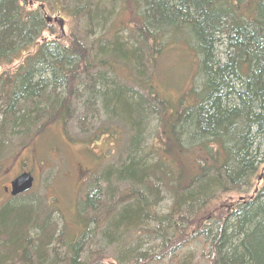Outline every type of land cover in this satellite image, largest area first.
<instances>
[{
	"label": "trees",
	"instance_id": "1",
	"mask_svg": "<svg viewBox=\"0 0 264 264\" xmlns=\"http://www.w3.org/2000/svg\"><path fill=\"white\" fill-rule=\"evenodd\" d=\"M69 1L0 0V160L13 139L27 144L55 124L66 134L75 106L95 113L99 103L127 138L123 159L93 176L77 204L87 221L65 262L103 264L78 255L104 219L117 246L121 234L158 237L140 264H197L182 253L195 244L208 264H264V0ZM69 3L76 25L62 43L53 20ZM122 11L130 21L120 26ZM170 58L191 75L176 99L152 85ZM150 118L160 146H145ZM243 188L252 196L234 202ZM160 194L165 215L153 207ZM42 204L0 207V264L58 263L47 260L63 233L41 219Z\"/></svg>",
	"mask_w": 264,
	"mask_h": 264
},
{
	"label": "rangeland",
	"instance_id": "2",
	"mask_svg": "<svg viewBox=\"0 0 264 264\" xmlns=\"http://www.w3.org/2000/svg\"><path fill=\"white\" fill-rule=\"evenodd\" d=\"M24 2L27 4L30 0H24ZM69 2L72 3V1ZM70 6V3L67 4V9L64 12H58L60 15L56 16L63 18V21L53 20L57 31L56 37L62 43L69 40L70 27L68 24L70 21L74 22V20L67 19V10L70 9ZM56 7L62 6L57 2L54 11H57ZM49 14L53 18L57 13ZM129 17L130 15L126 11H122L117 16V23L120 26L126 25L130 21ZM74 24L76 25V22ZM72 26L74 27V25ZM126 35L127 33H123V37H126ZM171 61L170 58L166 67L159 68L157 74L153 75L152 85L160 90L162 95H168L176 99L185 89L184 86L188 90L191 75H186L187 69L182 63L180 66L176 63L175 69L170 67ZM184 77L183 82L176 85ZM75 107L76 110H73V115L67 123L66 129L68 132L66 134H64L59 124H55L48 127L39 138L32 142L27 141V144H25V141H15L13 139L11 140L13 145H11L12 148L9 153L0 160V207L12 201L16 204L25 201L27 198L36 197L43 202L42 206H44L41 219H47L46 223L56 225V237L63 233L59 242L55 243L56 247L48 257L47 263L52 258L57 259V264H67L65 261L70 258L67 243L78 238L77 236L83 228L81 222L87 221L85 217L87 212L83 211L80 214L82 217H78L76 207L86 194L85 191L89 181L107 165L114 166L119 157L123 159L125 153L127 138L124 131L117 128L116 132H112L111 123L107 115L100 109L99 103L94 105L95 113L83 112L82 109ZM155 127V119L150 118L147 122V133L144 138L145 146H160L156 141L157 138L152 136ZM106 128V137H102L101 133ZM94 135L100 137L95 141L93 148L90 149L89 146L85 145V141H88V136L92 139ZM22 145L24 147L19 151V147ZM18 151L19 155L15 157ZM23 171L29 172L34 177V187L27 193L26 197L11 199L10 195L4 193L3 187L9 186L10 181ZM159 196L153 207L160 215H165L170 205V199L163 194ZM230 196L233 197L234 202H243L252 196V192L243 188L238 189L235 194ZM225 198L224 196L222 200ZM217 205L220 208L222 207L221 209L227 206L226 202H219ZM217 205L211 209V212L217 208ZM207 214L210 215L208 211ZM107 227V221L102 219L97 225L90 242H86L84 245L87 246L79 251L78 259L80 262L92 259L102 261L103 264H140L139 260H136L137 254L143 257L141 259H150L159 248L160 240L158 237H153L154 234L142 237L139 241L133 239L135 237H132V233L121 234L117 246L116 236H113L111 230L108 235L104 234L103 231ZM117 231L120 232L122 229ZM163 231H166V229L163 228ZM200 251L201 245L195 244L188 249H183L182 253L191 252V255H194V262L208 264L206 259L200 258ZM131 258L136 261L129 262Z\"/></svg>",
	"mask_w": 264,
	"mask_h": 264
},
{
	"label": "water",
	"instance_id": "3",
	"mask_svg": "<svg viewBox=\"0 0 264 264\" xmlns=\"http://www.w3.org/2000/svg\"><path fill=\"white\" fill-rule=\"evenodd\" d=\"M33 183V178L30 174L24 173L11 182V195L18 196L25 192H28Z\"/></svg>",
	"mask_w": 264,
	"mask_h": 264
},
{
	"label": "flooded vegetation",
	"instance_id": "4",
	"mask_svg": "<svg viewBox=\"0 0 264 264\" xmlns=\"http://www.w3.org/2000/svg\"><path fill=\"white\" fill-rule=\"evenodd\" d=\"M4 192L9 193L10 192L9 188H4Z\"/></svg>",
	"mask_w": 264,
	"mask_h": 264
},
{
	"label": "bare ground",
	"instance_id": "5",
	"mask_svg": "<svg viewBox=\"0 0 264 264\" xmlns=\"http://www.w3.org/2000/svg\"><path fill=\"white\" fill-rule=\"evenodd\" d=\"M77 9V8H76ZM146 133H147V125H146V127H145V133H144V135H146Z\"/></svg>",
	"mask_w": 264,
	"mask_h": 264
}]
</instances>
